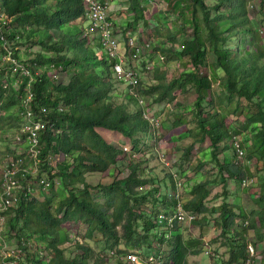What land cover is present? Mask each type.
Wrapping results in <instances>:
<instances>
[{"label": "trees", "instance_id": "obj_1", "mask_svg": "<svg viewBox=\"0 0 264 264\" xmlns=\"http://www.w3.org/2000/svg\"><path fill=\"white\" fill-rule=\"evenodd\" d=\"M166 1L178 22L174 29L179 31L178 38L168 31L165 42L156 39L158 48L164 52L163 68L162 63H152L153 82L141 83L137 92L160 104L171 102L192 88L195 98L188 111L194 126L175 139L191 136L180 159L186 161L194 142L205 139L209 142L210 156L215 158L214 149L221 142L228 140L233 149L231 139L239 137L245 148L244 156L254 159L258 166L256 192L262 207L250 214L241 206L226 202L208 208L205 201L209 196V181L204 179L189 185L184 195L175 199L172 175L167 176L169 184L163 192L153 178L142 175L138 161H129L127 174L116 177V164L124 151L98 129L114 131L131 140L129 153H135L140 141L153 135L155 129L143 118L142 107L127 90L125 102H114L113 80H117L111 73V61L98 40L94 44L77 23L84 19V4L81 0H0V14L8 17L6 23L0 19V28L12 45V55L33 73L39 69L31 87L32 110L46 123L40 131L38 170L25 176L16 174L23 191L18 192L16 205L1 213L4 232L15 244L12 256L2 259L12 264H103L108 259L96 253L88 241L94 239L102 240V247L116 258V264H126L119 259L122 254H141L145 244L155 246L152 240L156 235L160 241L164 239L163 234L157 233V216L161 212L170 213L177 201L184 211L195 216L218 212L220 234L230 244L226 264H240L246 257L248 229L264 240V46L257 31L259 21H253L249 14L250 0ZM263 8L264 0H261V12ZM131 9L136 14L134 23L143 19L140 0H131ZM164 24L168 25L167 19ZM125 27L123 38L134 29L132 21ZM185 29L190 30L188 36L182 35ZM232 36H238L235 50L227 44ZM22 44L26 48L36 44L40 49L28 52L31 56L22 59L19 54ZM211 54L213 59L208 58ZM175 59H185L190 67L176 76H166V64ZM50 63L70 74L67 82L50 76ZM26 82L19 68L15 70L9 61L1 65V141L10 139L6 137L9 130H13V135L20 133L23 123L19 114L20 95L25 92ZM213 83H218L221 90L211 89ZM232 114L235 119L229 120ZM241 115L244 121L238 127L236 123ZM59 154L63 155L62 160L51 165L50 157ZM17 156L21 154L14 152L10 158ZM218 167L220 173L226 172L233 181L240 182L243 178L240 167L226 155ZM90 172H106L109 180L94 187L86 182L85 176ZM178 173L184 176L186 169L180 167ZM32 179L48 182L45 189L50 194L45 195L44 185L39 183L38 191L31 188L23 197L25 186L32 187ZM93 191L100 194L102 201L94 197ZM158 205L167 211L160 212ZM237 218L249 222L243 231L233 229ZM66 223L85 225L82 241L74 240L77 251L73 256L65 252L64 244L71 240ZM167 236L168 249L164 257L162 254L161 264H186L188 254H198L200 237L183 238L178 229H170ZM215 241L216 237L209 240Z\"/></svg>", "mask_w": 264, "mask_h": 264}, {"label": "rangeland", "instance_id": "obj_2", "mask_svg": "<svg viewBox=\"0 0 264 264\" xmlns=\"http://www.w3.org/2000/svg\"><path fill=\"white\" fill-rule=\"evenodd\" d=\"M209 3H214L215 0H207ZM112 2V3H111ZM111 2H107L108 6V17L113 23V28L117 33L120 34L119 39V47L120 50L124 52L127 58V63L132 66H137L139 72L142 73V83L149 84L153 82L154 79V67H147V64H161L163 61L164 52L158 48L159 45L156 43V39L160 42H165V35L170 32H174V36L177 39L179 31H174L178 22L175 20V15L170 10L166 0H140V4L143 7V19L139 18L135 23L133 22L136 18V14L134 10L131 9V0H114ZM251 3L255 5H259V10L257 11H249L250 16L253 18V21H259L257 25L260 23H264V8L262 12L261 2L259 0H250ZM111 7L109 8V6ZM254 14V15H253ZM165 19L168 21V25L164 24ZM128 21H132L134 29L131 30L135 33L136 37L139 39H149L152 40L153 47L147 54L140 56L138 58L133 57L131 54L127 53L123 44V34L122 30ZM88 21L83 19V23H87ZM57 31H55L56 36ZM190 34L189 29L183 30L182 35L188 36ZM94 44H96V36L93 34L89 37ZM238 42V36L230 37L228 41V46L231 50L236 49V45ZM262 45L264 46V39L262 41ZM22 47H19V54L22 59L28 58L31 54H27L28 52H34L35 50L40 49L38 45L34 44L31 47V50H27L26 45L22 44ZM166 47V45H164ZM242 48V46H241ZM33 54V53H32ZM213 59V54L208 57ZM161 69L163 68V63L160 65ZM166 76H176L178 72L182 69H186L190 67V64L185 59H175L166 64ZM204 71L206 69H203ZM58 78L62 79L63 82H67L70 74H66L64 71H57ZM222 75V72H221ZM113 92L115 93L114 102L120 103L125 102V86L121 83L114 82L113 80ZM211 89L213 90H221L220 85L218 83H213ZM195 98V92L192 88H189L185 93L177 95V97L171 102L164 103H154L151 98L143 96L144 102L146 103L149 112L151 115L156 116L158 120H160V125L157 126L155 131H153V135L150 137H146L143 141H140L138 144V148L135 147V153H126L124 152V156L117 162L118 171L115 172L116 177L122 178L128 172V162L129 161H138L140 162V170L142 175L146 178H153L156 184H159L162 188L163 192H166L165 187L169 184L168 175L170 170H174L177 173L180 170V167L186 169V173L184 176H180L178 173L181 187L179 193L184 195V189L194 183L195 179L198 180L197 177L194 178L197 174L201 175L199 180H207L209 181L208 189L209 196L205 201V205L209 208L211 206L220 205L223 202L229 204H235L241 206L244 211L247 213H251L262 207V203L259 202L257 198V178L258 171L256 166V162L254 159H247L245 156L238 158L235 155V152L228 145V140H224L219 144V147H216L215 150V158L210 156L209 152L207 156H201L203 162L199 163V158L197 157L201 150L205 148H209L208 140L205 139L202 142H194L192 145L189 154L187 155V160H181L183 147L187 145L191 141V136L183 137L179 140H172L168 137L171 134L178 133L179 131H183L186 129H192L194 126V122L192 119V115L190 113V106ZM243 103L245 101L243 100ZM203 104H205L203 102ZM184 107L181 110V107ZM131 107V106H129ZM19 109V108H18ZM235 119V115L232 114L228 119ZM244 121V115L239 116L237 119V126L239 127ZM181 123L180 125H173L174 123ZM17 129H14L16 131ZM98 131L104 135V137L111 143H113L116 147L126 146L132 148L133 142L126 137H123L117 132L109 131L106 129L99 128ZM13 130H9L6 132V137H10ZM1 141V140H0ZM5 143V144H4ZM4 144V145H3ZM24 148L21 146L15 145L9 139L6 141L2 140L0 142V162L3 163L5 160L12 157L14 152L23 155ZM133 152V151H132ZM164 153V155H161ZM231 158L232 161L237 164L242 170V179L246 180L247 184H242V179L240 182L233 181L232 179L227 177L226 172L220 173L218 162H221L224 156ZM63 155L59 154L53 157H50V164L55 165L57 161H61ZM167 159L168 165H165V160ZM181 158V159H180ZM171 174V173H170ZM86 182L92 186H96L99 184H104L108 182L109 178L106 172H90L86 174ZM55 180V188L59 187L58 179ZM39 186L37 185V180L32 179V189L36 192L39 190ZM42 191V190H41ZM45 195H49V189H45ZM93 195L96 199L102 201L100 194H96L93 191ZM158 210L167 211L164 209V206L158 205ZM202 215H196V220L198 222L191 223H182L177 226V229L180 230L183 238H196L200 237V241L205 238V241H201L200 245L196 247L199 250L198 254H188L186 264H226L229 256H230V244L226 237H223L220 232V228L218 225V220H216V215L218 212H206ZM4 219V218H3ZM249 224L248 220L244 219H235L233 229L237 231H243L242 228ZM2 229L0 231V235H4L6 238V250L12 253L15 244L14 240L8 236L7 232H4L5 227L4 223L1 224ZM65 227L68 229L71 240L64 244L66 254L69 256H73V254L77 251L75 247L74 240L82 241L83 233L85 232V225L82 224H73L66 223ZM169 229H167L164 225H159L157 229L158 235L163 234V240H159V236L153 238L152 243L154 242L155 246L150 247L151 245L145 244L141 247V254L146 253L148 251L154 252L158 249H161V254H166L168 249V242L166 238L168 236ZM216 237V241L214 243L209 242L210 239ZM161 238V236H160ZM246 241L248 244H251L256 251V263L255 264H263L264 263V240H260L254 233V230L248 229L245 234ZM10 239V240H8ZM8 240V241H7ZM13 240V242H12ZM89 243L94 246L96 253L99 256L107 257V261L103 264H116V258L111 256L109 250L107 248H103L102 240L96 241L94 239H88ZM204 242L206 244H204ZM206 247L209 249L208 256L204 254V249ZM193 259L195 260L194 262ZM0 264H10V261L5 259H0Z\"/></svg>", "mask_w": 264, "mask_h": 264}, {"label": "built area", "instance_id": "obj_3", "mask_svg": "<svg viewBox=\"0 0 264 264\" xmlns=\"http://www.w3.org/2000/svg\"><path fill=\"white\" fill-rule=\"evenodd\" d=\"M81 1L85 6L84 18L88 21V26L84 29L83 34L88 35L89 37L95 34L103 53L106 55L107 59L111 61L110 68L112 76L118 83L125 86L128 94L135 97L139 106L142 107L143 118L146 119L153 128H156L160 125V120H158L156 116L150 114L143 97L137 92L138 87L142 83V73L139 72L137 66H132L127 63L126 55L119 47L120 34L115 31L113 28V22L108 17L107 2L114 0ZM259 1L261 2V0ZM248 9L249 11H258L259 5L249 2ZM0 19L3 23H6V19H8V17L4 13H1ZM257 31L262 39H264V23H260L258 25ZM123 44L127 53L136 58L147 54V52L152 49V40L139 39L133 31L126 34V38H123ZM31 48H27V50H31ZM12 53V45L0 28V67L9 61L15 70L19 68L21 75L27 78L25 92L20 95L19 105V114L23 123L20 128V133L14 135L12 134L9 139L15 145L24 148L25 153L15 158H9L0 164V231L2 229L1 224L3 222V215H1V213L8 207L15 206L19 200L18 192L23 191V187L19 184L16 174L20 172L22 176H25L30 173H35L38 170V164L40 162V131L44 130L46 125L45 121L37 118L35 112L32 110L34 95L31 87L34 80L33 77L39 72V69L36 68L33 73L26 64L19 61L12 55ZM48 66L51 73L50 76L57 79V71H60V69L53 63L48 64ZM148 66L149 68L152 67L151 64H147V67ZM15 82H18V80L16 79ZM231 143L235 151V155L238 158L243 157L245 148L242 140L236 136L231 139ZM121 148L124 152L129 153V149L126 146H122ZM161 155H164V153H161ZM164 160L165 165H168L167 159L164 158ZM170 173L175 181L176 189L174 198L177 199L180 195L179 190L181 187V181L177 177L176 171L171 169ZM39 183L44 185V189L48 186V182H45L44 179L39 180L37 184ZM242 184H247L246 180H243ZM25 187V191L22 194L23 197H25V194H29L32 190V187L29 184ZM157 195H160V193ZM195 218L196 216L193 213L184 211L181 207L180 201H177L170 213H159L156 222L158 225H164L170 230L177 229V226L182 223H191ZM204 244L206 243L204 242ZM6 245L7 242L2 235H0L1 259L12 256V253L5 249ZM208 253L209 249L206 247V249H204V254L208 256ZM119 259L126 264H161L162 254L161 249H157L154 252L148 251L143 254L126 252L122 254ZM255 263L256 251L251 244H247L246 257L240 264ZM10 264H12L11 261Z\"/></svg>", "mask_w": 264, "mask_h": 264}, {"label": "crops", "instance_id": "obj_4", "mask_svg": "<svg viewBox=\"0 0 264 264\" xmlns=\"http://www.w3.org/2000/svg\"><path fill=\"white\" fill-rule=\"evenodd\" d=\"M109 2H111V1H109ZM112 3V2H111ZM111 7V5L109 6V8ZM85 19V18H84ZM80 26H81V28L84 30L87 26H88V22L87 23H83V20L82 21H78L77 22ZM114 24H115V22H113ZM184 109V107L182 106L181 107V110H183ZM184 132L183 131H179L178 133H174V134H171V136L170 137H168L169 139H172V140H175L178 136H180V135H182ZM5 144V143H4ZM3 144V145H4ZM208 152H209V148H205L204 150H201V152L198 154V158L199 159H201V156H203V158H205L204 156H207V154H208ZM197 177V179L199 180L200 178H201V175H199V174H197L194 178H196ZM197 180V181H198ZM194 181H196V179L194 180ZM187 189H188V187H186L185 189H184V192L185 191H187ZM6 241V240H5ZM201 241H205V238H203ZM195 260L193 259V261L192 262H194ZM191 264H193V263H191Z\"/></svg>", "mask_w": 264, "mask_h": 264}]
</instances>
